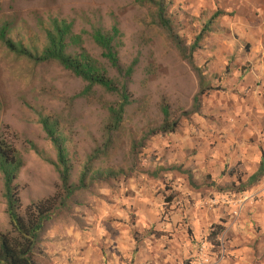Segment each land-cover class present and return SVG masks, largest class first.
<instances>
[{
    "label": "rangeland",
    "instance_id": "1",
    "mask_svg": "<svg viewBox=\"0 0 264 264\" xmlns=\"http://www.w3.org/2000/svg\"><path fill=\"white\" fill-rule=\"evenodd\" d=\"M163 1L176 34L187 47L193 45L205 24L218 11L224 12L220 6L223 0ZM246 16L247 12L238 8L217 18L193 54L194 67L181 56L166 31L155 23L150 9L134 0L0 1V31L9 24L12 29L8 37L15 42L21 41L25 45L35 42L41 49L45 43L42 24L49 18L65 19L73 23L75 34L82 36L81 47L108 67L110 77L118 79L119 74L109 67L102 57V50L93 40L94 32L108 33L117 28L121 35L116 40L121 65L124 68L134 65V74L128 83L133 102L126 110L123 128L112 135L107 154L94 162L93 171L112 169L118 177L98 180L89 176V187L78 189L66 206L55 211L42 236L55 227L60 233L61 230L75 232L69 234L72 239L78 232L92 237L97 231L114 234L117 227L127 229L122 225L127 223L110 213L117 204L115 199L129 194L128 191L121 192L122 187L163 180L157 152L148 151L151 143L158 145L163 137L172 135L151 134L163 124V110H168L172 120H180L177 132L192 124L213 120L211 111L225 102L224 87L227 86L223 82L234 72L231 64L246 54V50L238 51V41L250 32L244 24L238 26ZM231 21L237 25L231 28ZM236 68L240 70L235 76L238 80L240 74L249 72L251 65L244 63L241 68ZM85 85L56 62L34 64L17 57L0 40V138L13 144L25 162L17 179L24 208L54 195L60 185L59 176L49 162L55 160L56 153L40 124V115L57 119L61 131L69 138L73 184L78 185L89 157L96 150L107 147L108 112L99 104L79 96ZM202 90L204 94L199 98L196 112L194 99ZM97 92L99 96L103 95L101 90ZM103 96L107 101L117 102L116 96ZM170 189L173 192V188ZM172 192L167 195L165 191L164 200L175 193ZM3 194L0 172V229L11 232ZM164 209L161 222L168 218L166 207ZM133 222L134 216L130 218V224ZM143 235L144 232L139 231L134 234L138 244L143 241L140 239ZM41 241L35 249L36 263L58 264L44 253ZM90 241L94 242L95 238ZM98 246L101 247L99 243ZM91 257L95 261L94 253ZM108 260H102L101 264H108Z\"/></svg>",
    "mask_w": 264,
    "mask_h": 264
},
{
    "label": "crops",
    "instance_id": "2",
    "mask_svg": "<svg viewBox=\"0 0 264 264\" xmlns=\"http://www.w3.org/2000/svg\"><path fill=\"white\" fill-rule=\"evenodd\" d=\"M220 6L225 13L246 11L238 26L244 24L250 31L238 41V51L246 54L231 64L234 72L223 82L225 102L213 108L212 121L192 124L163 137L158 145L151 143L148 151L157 152L163 180L120 189L129 194L117 195L110 214L127 223L122 224L127 229L117 227L114 234L97 231L92 237L78 232L77 241L69 237L75 232L60 233L57 227L43 235L44 253L54 262L101 264L109 258L108 264H183L194 261L212 227L222 225L224 256L214 264H264V176L250 182L264 162V0H223ZM232 23L230 27L237 25ZM243 62L251 69L236 80V67ZM170 187L175 196L167 202L163 197L165 191L172 192ZM256 191H261V201L247 204L239 218L230 207L209 205L217 194ZM164 207L168 218L161 222ZM132 216L135 222L130 224ZM136 230L144 232L142 244L134 237Z\"/></svg>",
    "mask_w": 264,
    "mask_h": 264
},
{
    "label": "trees",
    "instance_id": "3",
    "mask_svg": "<svg viewBox=\"0 0 264 264\" xmlns=\"http://www.w3.org/2000/svg\"><path fill=\"white\" fill-rule=\"evenodd\" d=\"M134 1L138 5L150 9L155 23L166 31L178 47L181 56L194 67V52L199 49L200 42L215 20L224 15V12L218 11L205 24L203 31L196 37L193 45L187 47L176 34L174 25L167 15V7L163 0ZM42 26L45 43L41 49L35 42H29L25 45L21 41L15 42L9 38L8 33L12 29L9 24L2 27L0 40L10 53L19 58L34 64L56 62L75 77L80 78L86 85L79 96L99 104L108 112V123L105 127L107 147L102 151L96 150V153L89 157L83 166L78 185L73 184L71 178L74 167L68 148L69 138L61 131L57 119L40 115V124L56 153L55 160L49 162L54 166L59 176L60 185L54 195L33 202L24 208L17 179L25 166V162L13 144L4 138H0V172L3 176V196L6 201V213L12 228L11 232H3L0 229V264H37L34 258L36 246L55 211L59 207L66 206L67 201L78 189L89 187V176L98 180L116 179L118 177V173L112 169L93 171L94 162L107 154L106 151L109 150L111 137L122 130L126 110L133 102L128 83L134 74V65L127 68L121 65L116 43L121 35L117 28H113L108 33L98 30L93 34L95 44L102 50V57L109 64V67L119 74L118 79H115L110 77L108 67L103 62L81 47L83 43L82 36L75 34L72 22L65 19L49 18L47 23H43ZM71 49L77 50L71 51ZM97 90H101L103 95L116 96L117 102L107 101L103 95L99 96L97 94ZM203 94L204 91L202 90L194 99V110L196 112L199 108V98ZM163 113V124L159 129L153 131L152 135L177 132L180 120H172L167 109H164ZM143 142L141 146H143ZM263 176L264 162L260 165L257 174L251 177L250 182H256ZM174 194L166 198L167 202L173 200ZM165 212H168L167 208ZM223 231L224 227L222 225H214L206 238L207 241L216 248L220 247Z\"/></svg>",
    "mask_w": 264,
    "mask_h": 264
},
{
    "label": "built area",
    "instance_id": "4",
    "mask_svg": "<svg viewBox=\"0 0 264 264\" xmlns=\"http://www.w3.org/2000/svg\"><path fill=\"white\" fill-rule=\"evenodd\" d=\"M263 195L261 191L256 192H243V193H224L217 194L211 197L209 205L212 208L226 206L232 209V215L239 218L242 210L247 204L255 206L261 201ZM224 246L223 240H221V246L216 248L207 240L202 241L199 244L196 259L187 264H214L215 260L223 258ZM186 264V263H184Z\"/></svg>",
    "mask_w": 264,
    "mask_h": 264
}]
</instances>
